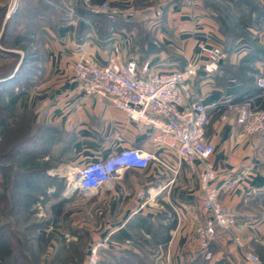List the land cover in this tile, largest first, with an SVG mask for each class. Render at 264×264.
I'll use <instances>...</instances> for the list:
<instances>
[{"label":"crops","instance_id":"1","mask_svg":"<svg viewBox=\"0 0 264 264\" xmlns=\"http://www.w3.org/2000/svg\"><path fill=\"white\" fill-rule=\"evenodd\" d=\"M105 1L119 13L110 16L101 11ZM103 2L0 0V43L10 34L18 42L11 47L0 44V69L7 64L0 76L10 72L9 78L17 76L24 60L15 47L26 37L35 38L34 46L42 51L28 62L34 63V68L26 64L20 74H30L41 82L24 93L21 105L30 112L32 122L61 132L58 140L70 143L72 166L78 169V165L127 147L153 150L169 165H175L176 153L154 140L151 125L131 118L104 96L86 94L72 79L73 73L81 55L105 63L115 35L123 38L129 57H135L139 64L149 61L153 71L183 69L188 62H198L193 94L212 115L207 138L215 146L210 160L218 171L217 183L243 176L220 198L233 207L238 223L243 224L238 230L241 244L219 231L211 244L213 257H205L195 232L204 217L199 163L191 166L186 162L181 163L174 182H170L173 173L169 168L153 162L147 168L126 170L87 194L77 190V184L68 183L69 195L55 203L57 217L72 226L67 234L72 244L78 246L76 242L83 240L80 253L88 255L96 242L108 237L103 249L142 253L146 248L158 254L155 264H251L244 257L250 251L264 264V132L239 136L237 113L229 107L230 102H243L248 96H255L256 104L264 106V98L257 97L261 89L256 83V76L264 73V52H252L245 39L228 42L216 14L203 0L191 5L172 1L159 19L154 11H148L145 19L150 34L145 37L125 24L139 16L136 0ZM13 4L16 9L10 11ZM79 7L94 15H80ZM99 20L105 24L97 30ZM20 25L23 32L12 36L11 30L16 26L20 30ZM34 30L40 33L36 37ZM212 45L221 46L226 57L218 69L208 72L205 64L209 56L203 47ZM214 103L222 108L217 110ZM164 236L167 239L162 243Z\"/></svg>","mask_w":264,"mask_h":264},{"label":"built area","instance_id":"2","mask_svg":"<svg viewBox=\"0 0 264 264\" xmlns=\"http://www.w3.org/2000/svg\"><path fill=\"white\" fill-rule=\"evenodd\" d=\"M191 5L195 0H184ZM15 4L10 11H13ZM101 11L115 16L119 11L105 1ZM156 18H161V9L154 10ZM133 13V12H131ZM146 15L145 17H147ZM209 61L205 64L208 72H213L226 57L219 45L205 46ZM200 65L191 61L183 69L153 71L149 61L139 64L135 57H129L122 37L114 36L111 54L105 63L81 55L76 62L73 80L89 95L106 97L117 109L125 111L131 118L143 121L154 128V140L172 150L177 155V163L169 165L153 150L127 147L105 158L90 160L81 165L76 172L77 188L84 194L98 190L106 183L119 178L126 170L147 168L158 162L173 173L174 182L180 173L182 162L191 166L199 163V179L203 192L202 208L204 217L195 228L199 246L206 258H212V242L219 231L231 235L241 244L238 232L243 224L238 223L232 206L221 201L227 188L235 187L243 176L217 183L218 171L211 162L215 150L207 138V126L212 115L206 105L193 94V80ZM261 89L257 97L264 98V73L256 76ZM217 110L221 104L214 103ZM229 107L237 113L236 120L241 126L239 136L264 132V106L256 104L255 96H248L243 102H230ZM109 238L96 242L90 249L85 264H98L99 249L108 245ZM245 260L251 264H263L256 253L245 252Z\"/></svg>","mask_w":264,"mask_h":264},{"label":"rangeland","instance_id":"3","mask_svg":"<svg viewBox=\"0 0 264 264\" xmlns=\"http://www.w3.org/2000/svg\"><path fill=\"white\" fill-rule=\"evenodd\" d=\"M172 1L175 0H136L141 9L139 16L121 24L125 23L145 37L149 33L146 28L148 20L145 19L147 12L161 9L163 14V8ZM214 3L223 9L210 6L217 16L223 12L232 20V27L222 28L228 42L245 39L252 47L264 48L263 0H217ZM100 24L103 27L105 22L99 20L97 30ZM16 28L11 30L12 36L23 32L22 25L20 30ZM32 32L35 37L40 34L37 30ZM10 36L1 40V46L11 47L18 43ZM34 40L26 37L20 46L15 47L21 50L23 66L29 64V68H34V63L28 62L42 51L41 47L34 46ZM6 67L7 64L1 67V73ZM40 82V78L19 73L13 82L0 86V122H4L0 125V198H3L0 202V235L9 237L11 233L14 237L16 243L11 261L16 264H85L89 254L80 253L83 240L76 242L78 246L73 245L72 237L67 235L72 232V226L56 214L55 202L69 195L68 183L78 184L77 166L71 165L68 142L58 140L61 132L59 134L54 127L32 122L30 113L21 105L22 99L11 104L12 95L27 92ZM29 176L34 179L31 187L25 183ZM141 250L140 256L130 255L132 264H155L158 254L146 248ZM98 256V264H128L129 261L121 263L115 254L103 248L99 249Z\"/></svg>","mask_w":264,"mask_h":264},{"label":"trees","instance_id":"4","mask_svg":"<svg viewBox=\"0 0 264 264\" xmlns=\"http://www.w3.org/2000/svg\"><path fill=\"white\" fill-rule=\"evenodd\" d=\"M104 0H90V3L93 5V4H101ZM204 1V4L207 5V6H214L216 9L218 10H223L222 7L219 8L220 4H216L214 3V1H217V0H203ZM208 1H213V2H208ZM81 6V4L79 5ZM79 13L80 15H83L84 17L86 16H91V15H94L92 13V11L90 10H87V9H84L83 7L80 8L79 7ZM95 15H99V14H95ZM216 18L218 19L219 23H220V27L221 28H228L229 27H232V20L230 19V17L221 12V15L217 16L215 15ZM231 20V21H230ZM264 52V48H261V47H253V50L252 52ZM23 66V62L20 64L19 66V70L17 72V75L20 73V70ZM12 74V72H10L9 74L7 75H3V76H0V86H3V85H7L9 84L10 82H13L14 79L17 77L16 75H14L13 77H10L9 76ZM8 89V88H6ZM1 91H4V90H1ZM24 91H19V92H16L14 95L11 96V104H15L19 99L22 98V96L24 95ZM20 101V100H19ZM26 109H24L25 111ZM28 111V110H26ZM29 112V111H28ZM30 113V112H29ZM4 122H0V125H3ZM62 141V140H61ZM64 142V141H62ZM68 145H69V148H70V143L68 142ZM39 173H35L34 175H37ZM1 181V179H0ZM25 183L28 187H31L34 183V179L33 177H30L27 178L25 180ZM3 200V198H0V202ZM9 237H4L3 235H0V264H16L14 261H11V257L13 256V253H14V243L15 240L14 237L12 236L11 233L8 234ZM12 238V239H11ZM167 237L164 236L162 243H164L166 241ZM165 240V241H164ZM137 241L141 242L142 244L144 242V240H142V238H138ZM109 252H111L112 254H115V257L118 258L120 260V262L122 263L125 262V260H129L128 261V264H132V262L130 261V255H136V256H140L141 253H135L133 250H109Z\"/></svg>","mask_w":264,"mask_h":264},{"label":"bare ground","instance_id":"5","mask_svg":"<svg viewBox=\"0 0 264 264\" xmlns=\"http://www.w3.org/2000/svg\"><path fill=\"white\" fill-rule=\"evenodd\" d=\"M78 182V181H77Z\"/></svg>","mask_w":264,"mask_h":264}]
</instances>
